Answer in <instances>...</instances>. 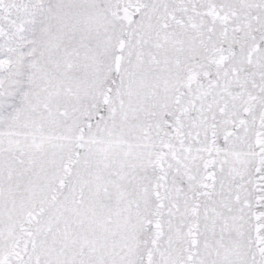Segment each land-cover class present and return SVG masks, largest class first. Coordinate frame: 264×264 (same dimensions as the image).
Here are the masks:
<instances>
[{
    "label": "snow or ice",
    "instance_id": "snow-or-ice-1",
    "mask_svg": "<svg viewBox=\"0 0 264 264\" xmlns=\"http://www.w3.org/2000/svg\"><path fill=\"white\" fill-rule=\"evenodd\" d=\"M0 264H264V0H0Z\"/></svg>",
    "mask_w": 264,
    "mask_h": 264
}]
</instances>
